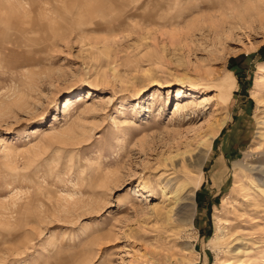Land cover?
<instances>
[{
  "label": "rangeland",
  "instance_id": "1",
  "mask_svg": "<svg viewBox=\"0 0 264 264\" xmlns=\"http://www.w3.org/2000/svg\"><path fill=\"white\" fill-rule=\"evenodd\" d=\"M0 264H264V0H0Z\"/></svg>",
  "mask_w": 264,
  "mask_h": 264
},
{
  "label": "bare ground",
  "instance_id": "2",
  "mask_svg": "<svg viewBox=\"0 0 264 264\" xmlns=\"http://www.w3.org/2000/svg\"><path fill=\"white\" fill-rule=\"evenodd\" d=\"M68 12H72L71 8L68 9ZM86 12H87V10H86ZM145 75L148 76L147 74H145ZM154 79L155 78L148 76L147 82H154ZM211 85L213 87H216V89L218 90L219 100L221 102H223L224 104H228L229 100L231 99L232 93H233L234 89L236 88V78L231 72L227 71L223 75H218V76L214 77ZM213 135H214V132H212L210 137L212 138ZM200 179H201L200 177H196L195 179L191 180L193 189H197L201 185ZM213 244L217 245L218 243L214 242Z\"/></svg>",
  "mask_w": 264,
  "mask_h": 264
}]
</instances>
